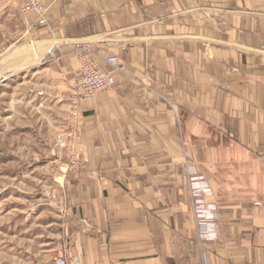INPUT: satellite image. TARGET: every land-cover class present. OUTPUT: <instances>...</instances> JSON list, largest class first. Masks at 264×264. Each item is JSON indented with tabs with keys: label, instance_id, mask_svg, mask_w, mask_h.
Listing matches in <instances>:
<instances>
[{
	"label": "crops",
	"instance_id": "obj_1",
	"mask_svg": "<svg viewBox=\"0 0 264 264\" xmlns=\"http://www.w3.org/2000/svg\"><path fill=\"white\" fill-rule=\"evenodd\" d=\"M22 2L11 1V14L22 49L34 54L17 62L40 58L23 76L40 79L47 140L72 118L52 97L73 91L79 45L118 56L128 70L79 108L84 167L60 178L68 240L55 257L264 264L262 15L226 0H43L47 23L39 25L35 15L23 19ZM191 181L210 194L194 196ZM198 199L214 216L205 222L211 240L199 227Z\"/></svg>",
	"mask_w": 264,
	"mask_h": 264
},
{
	"label": "rangeland",
	"instance_id": "obj_2",
	"mask_svg": "<svg viewBox=\"0 0 264 264\" xmlns=\"http://www.w3.org/2000/svg\"><path fill=\"white\" fill-rule=\"evenodd\" d=\"M11 1L0 0V264H55L57 249L68 240L63 235L60 178L64 168L71 169L57 144L60 134L46 139V108L35 92L40 79L31 72L23 76L40 58L17 62L34 54V47L22 49V30L11 14ZM227 3L260 13L258 19L264 20V0ZM58 96L52 99L58 102Z\"/></svg>",
	"mask_w": 264,
	"mask_h": 264
},
{
	"label": "built area",
	"instance_id": "obj_3",
	"mask_svg": "<svg viewBox=\"0 0 264 264\" xmlns=\"http://www.w3.org/2000/svg\"><path fill=\"white\" fill-rule=\"evenodd\" d=\"M20 12L23 19L35 15L39 25L47 23V11L43 0H23L20 5ZM74 55L79 61V70L75 74L73 81V91L69 94H60L56 99L58 102L68 104L72 110V118L61 124V133L58 136V147L66 152L69 158L68 164L71 171L77 172L84 167L83 158L78 151L82 136L76 127L75 119L84 101H88L94 95L113 90L116 86L115 76L118 72L128 74L127 68L121 63L118 56H101L94 50V45L90 42L79 45L74 50ZM50 59V57H48ZM193 195L200 197L203 192L210 194L211 190L202 181H191ZM200 199L196 201L195 213L199 222V227L205 233L206 239H213V231L206 227V221L214 219ZM206 229V230H205ZM207 231V232H206ZM55 264H71L66 256L56 257Z\"/></svg>",
	"mask_w": 264,
	"mask_h": 264
},
{
	"label": "bare ground",
	"instance_id": "obj_4",
	"mask_svg": "<svg viewBox=\"0 0 264 264\" xmlns=\"http://www.w3.org/2000/svg\"><path fill=\"white\" fill-rule=\"evenodd\" d=\"M54 46V45H53ZM5 79H7V77H5Z\"/></svg>",
	"mask_w": 264,
	"mask_h": 264
}]
</instances>
